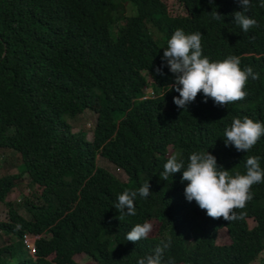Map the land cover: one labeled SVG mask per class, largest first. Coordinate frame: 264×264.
Listing matches in <instances>:
<instances>
[{"label": "trees", "instance_id": "trees-1", "mask_svg": "<svg viewBox=\"0 0 264 264\" xmlns=\"http://www.w3.org/2000/svg\"><path fill=\"white\" fill-rule=\"evenodd\" d=\"M166 1L0 0V159L15 157L0 165V235L8 240L0 264H81L77 256L137 264L168 238L165 262L252 264L263 254L264 264V183L236 210L245 218L227 222L187 201L182 171L161 176L170 156L186 167L192 153L207 151L233 176L246 174L247 156H259L264 169V136L247 153L224 141L234 118L264 122V7L251 0L246 15L259 27L244 32L238 0H173L176 10ZM177 29L201 32L210 61L237 56L241 69L259 73L244 100L218 107L201 93L187 110L175 105L163 53ZM86 112L95 115L91 140L79 127ZM146 183L152 195L137 196L136 214L120 221L118 196ZM14 189L20 202L6 201ZM145 221L156 224L149 237L128 241Z\"/></svg>", "mask_w": 264, "mask_h": 264}, {"label": "clouds", "instance_id": "clouds-1", "mask_svg": "<svg viewBox=\"0 0 264 264\" xmlns=\"http://www.w3.org/2000/svg\"><path fill=\"white\" fill-rule=\"evenodd\" d=\"M243 11L234 13L235 23L241 26L244 32L259 27L257 20L246 13L249 11L251 0H238ZM260 7H264V0H260ZM213 18L220 20L218 12L211 13ZM201 32L186 34L183 29H177L167 41V48L163 53V61L175 76L171 90L179 93L174 97L178 108L187 110L188 105L195 102L197 96L203 93L204 103L208 99L214 101L218 107H226L230 103L242 101L247 93L244 90L249 79L258 80L259 73L252 67L241 69V60L237 56H228L222 61L212 62L203 54ZM163 74L162 67L156 69ZM264 136V122L254 121L245 116L243 119L234 118L230 127L224 131L226 146H234L239 152H250ZM259 156L246 157V174L237 172L234 176L231 171L224 169L217 163V158L208 151L195 152L185 163L178 155L169 157L164 165L161 176L167 180L174 174L183 172L182 182H187L185 197L188 202L195 201L201 210L213 219L223 218L227 222L243 220L247 213L244 210L248 202L254 198V185L264 183V169L261 168ZM183 169V170H182ZM150 184L146 183L138 191H124L118 196V203L114 208L118 211V219L136 214L135 199L137 196L148 198ZM20 225L17 229H20ZM153 231V225L145 221L136 224L127 233L126 239L137 243L147 239ZM172 246L171 238L161 240L153 254L138 259L137 264H175L173 258L164 261V253Z\"/></svg>", "mask_w": 264, "mask_h": 264}, {"label": "rangeland", "instance_id": "rangeland-1", "mask_svg": "<svg viewBox=\"0 0 264 264\" xmlns=\"http://www.w3.org/2000/svg\"><path fill=\"white\" fill-rule=\"evenodd\" d=\"M166 3L173 9H178L177 8V4L175 2H173V0H167ZM95 122V115L91 114L90 112H86L84 117L82 118V121L80 120L79 121V124H80V128H82L83 130H86V137L88 140H91L92 138V134H91V131H92V127H93V124ZM77 130V129H75ZM3 160L0 159V165H3V162L4 159L5 160H9V159H15V157L12 156V154H9V153H6L4 154V157H1ZM10 161V160H9ZM98 165L101 166V167H108V170H110L114 175L115 177H117L119 180L121 181H125L126 180V177L125 175L123 174V172L121 170H118V169H115L113 166H111L107 161H104L103 159L99 158L98 159ZM7 172H10V173H14L16 172V169L15 167L12 165V166H9L8 165V168H7ZM25 194H27V191H23ZM22 194V191L18 190V189H14L12 191V193L8 196V198H6V201H13V202H20L21 200V194ZM7 218V208L2 204L0 203V221H4L6 220ZM152 224V223H151ZM153 225V230L156 228V224H152ZM8 242L7 240V237L3 236V235H0V247L5 245L6 243ZM263 256V254H261L256 261H254L252 264H260V261H259V258H261ZM74 260L78 261L79 263L81 264H91L92 262L87 259L86 257H75Z\"/></svg>", "mask_w": 264, "mask_h": 264}, {"label": "built area", "instance_id": "built-area-1", "mask_svg": "<svg viewBox=\"0 0 264 264\" xmlns=\"http://www.w3.org/2000/svg\"><path fill=\"white\" fill-rule=\"evenodd\" d=\"M26 245L30 249L31 252H33V240L32 239H26L25 241Z\"/></svg>", "mask_w": 264, "mask_h": 264}]
</instances>
